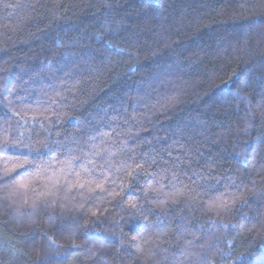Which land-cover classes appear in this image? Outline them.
I'll list each match as a JSON object with an SVG mask.
<instances>
[{"label":"trees","instance_id":"16d2710c","mask_svg":"<svg viewBox=\"0 0 264 264\" xmlns=\"http://www.w3.org/2000/svg\"><path fill=\"white\" fill-rule=\"evenodd\" d=\"M66 158L90 176L52 195ZM240 258L264 264V0H0V264Z\"/></svg>","mask_w":264,"mask_h":264},{"label":"snow or ice","instance_id":"6c2138e0","mask_svg":"<svg viewBox=\"0 0 264 264\" xmlns=\"http://www.w3.org/2000/svg\"><path fill=\"white\" fill-rule=\"evenodd\" d=\"M9 6H11V5H9ZM30 151H31V149L29 148V153H30ZM99 154H100V151H97V155H99ZM20 156H23L22 161L20 159ZM14 163L16 164L17 168H22L25 171H29V168L32 165V161L29 160L28 155L24 154V153L19 154L17 156L16 160L14 161ZM75 163H76L75 159H72V158H66L63 161V167L58 169V171L63 176V181H61L59 178H57L54 182H52L51 188L49 189L50 194L55 195L57 192H59L61 190V187H65L69 191H71L77 187L80 189H83L85 187V183L82 182V173L90 176L89 170L87 167H85L84 169L77 171L74 167ZM12 171L15 172L16 169L14 168V169H12ZM5 176L9 177V179H15V177L12 176L7 171L5 172ZM93 179H99V178L90 177L87 180V184L89 186L92 184ZM19 187L26 189L28 187V182H24V183L20 184ZM96 187L101 188L102 185L100 183H97ZM173 198H175V194H173ZM242 259L243 258H240V260L237 262V264H242Z\"/></svg>","mask_w":264,"mask_h":264}]
</instances>
